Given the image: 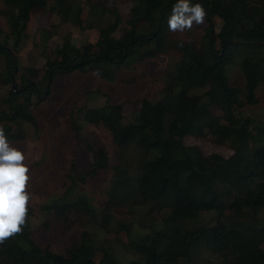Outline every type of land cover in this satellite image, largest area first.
<instances>
[{
  "label": "trees",
  "instance_id": "16d2710c",
  "mask_svg": "<svg viewBox=\"0 0 264 264\" xmlns=\"http://www.w3.org/2000/svg\"><path fill=\"white\" fill-rule=\"evenodd\" d=\"M51 1L63 22L79 24L81 0H0V15L10 29L0 42L6 57L1 80L10 85L1 99L0 124L10 144L27 139L24 123L37 127L33 108L46 92L45 97L51 94L58 75L98 72L114 81L128 69L131 87L139 68L149 69L162 57L173 62L159 74L162 84L154 96L141 89L143 82L148 90L156 87L157 73L150 82L142 79L136 92L141 107L129 116L123 113V101H112L102 91L104 104L84 106L77 110L79 117L76 110L68 113L74 137L82 139L83 121L102 137L106 132V144L86 142L93 153L88 168L68 161L63 196L40 204L50 217L34 230L31 204L23 231L0 244V264H119L106 237L122 230L127 248L139 255L130 264H264V122L246 112L264 106V0H191L207 13L199 40L169 31L177 0H133L119 38L114 34L123 17L117 6L90 2L89 14L108 15L98 22L96 41L80 47L66 35L55 49L56 58L48 57L43 69L27 67L17 89L12 55L22 46L33 10L45 9ZM85 20L81 29L94 27ZM219 20L220 30L213 34ZM52 34L43 29L45 41ZM241 47L247 48L241 61L245 85L237 87L225 66ZM189 136L233 153L206 154L200 145L185 143ZM98 180L106 184L107 198L96 206L75 189ZM72 191L76 197L71 198ZM114 212L138 214L142 233L133 237L132 221L117 220Z\"/></svg>",
  "mask_w": 264,
  "mask_h": 264
},
{
  "label": "rangeland",
  "instance_id": "374dc122",
  "mask_svg": "<svg viewBox=\"0 0 264 264\" xmlns=\"http://www.w3.org/2000/svg\"><path fill=\"white\" fill-rule=\"evenodd\" d=\"M97 1H104L107 6H117L123 17V24L114 36L117 38L123 36L124 27L127 25L130 10L134 3L133 0H81L84 11L78 25L82 24L84 19H86V25L90 23L94 25L92 28L85 29H81L72 22H63L60 15H57L51 8L53 5V1H51L49 7L33 10L22 46L13 54L18 66L17 72L15 70L13 72L18 87L21 82V75L26 73L27 67L43 69L48 57L56 58L55 49L66 35H72L74 43L80 47L85 43L96 41L98 38L97 27L99 20H108V15L102 16L100 12L95 15L89 14L90 2ZM0 6L3 7L1 2ZM221 24L222 22L219 20L214 28L215 34L220 30ZM193 26L196 29L185 31L183 35L191 40H199L204 27L207 26V22L205 21L202 25L194 24ZM47 28L51 29L53 34L51 38L45 41L43 29ZM9 31L7 18L4 15H0V42L4 41L5 33ZM9 43L13 47L14 41L12 39ZM217 44L219 45V40H217ZM246 49V47H241L234 60L225 66L230 83L237 87H244L245 85L241 61ZM171 62H173V59L162 57L156 63H151L152 66L149 69L139 68L136 71V83H132L131 87L127 84L131 81V71L128 69L123 71L122 78L114 81L101 78L93 72L61 74L55 78L52 83L51 94L44 97V100L33 108L37 119V127L28 122L24 123V128L28 134L27 139L11 144L25 152L27 157L25 162L30 167L31 180L28 190L33 194L31 204L35 209L34 230L42 220L50 217L49 214L41 212L40 204L56 202L63 196L60 192V186L68 161L75 159L81 168H88L93 160V153L87 148L86 142L95 143L96 145L106 144L105 139L108 134L105 132L103 137L100 136L98 129L83 121H80L84 127L82 139L74 137L68 125V113L76 110L74 115L79 117L81 112L79 113L77 110L84 109V106H100L104 104L106 96H103L102 92H107L111 95L112 101L124 102L123 113L125 116H129L132 110L141 107L142 102L136 103V92L141 89L139 85L142 83V79L145 78L146 82H150L153 79L154 72L157 73V86L148 90L146 83L143 82L141 89L143 94L149 91L146 94L148 97L154 96L162 84L159 81L161 78L159 74L166 71ZM5 68L6 57L0 52V111L3 108L1 99L10 90V85H4L1 80V74ZM31 80H36V78H31ZM247 110V113L256 116L259 121L264 122V106ZM213 111L216 114L221 113L216 106L213 107ZM185 143L200 145L206 154L218 152L229 157L233 153L229 147L215 144L205 138L189 136L185 139ZM106 189V184L98 180L90 185L80 184L75 190L78 194L89 196L98 206L107 198ZM76 196L75 191H72L71 198ZM155 215L156 217L160 216L159 213H155ZM114 216L117 220L132 221L134 226L133 237L142 233L139 226L140 217H137L138 214L131 215L114 212ZM106 239L113 242L119 264H130L138 260L139 255L127 248L128 236L125 231L122 230L118 234L111 232ZM99 258L100 253L96 255V259L98 260Z\"/></svg>",
  "mask_w": 264,
  "mask_h": 264
},
{
  "label": "clouds",
  "instance_id": "9594fccd",
  "mask_svg": "<svg viewBox=\"0 0 264 264\" xmlns=\"http://www.w3.org/2000/svg\"><path fill=\"white\" fill-rule=\"evenodd\" d=\"M207 16L200 3L191 0H177L168 18L171 32L191 30L193 25H202ZM179 46H183V42ZM99 75V73H95ZM23 150L12 146L0 124V244L23 231L27 223L33 194L29 192L30 167Z\"/></svg>",
  "mask_w": 264,
  "mask_h": 264
},
{
  "label": "water",
  "instance_id": "95a60500",
  "mask_svg": "<svg viewBox=\"0 0 264 264\" xmlns=\"http://www.w3.org/2000/svg\"><path fill=\"white\" fill-rule=\"evenodd\" d=\"M212 32H213V34H214V30H213ZM12 59L14 60L13 55H12ZM14 65H15V71L17 72V69H18L17 63L15 62ZM12 80H13V86H14L15 88L18 89L19 87L17 86V83H16V81H15L14 75H12ZM46 95H47V92L45 93V96H46ZM45 96H44V97H45Z\"/></svg>",
  "mask_w": 264,
  "mask_h": 264
}]
</instances>
